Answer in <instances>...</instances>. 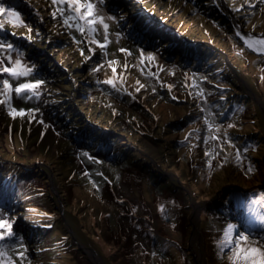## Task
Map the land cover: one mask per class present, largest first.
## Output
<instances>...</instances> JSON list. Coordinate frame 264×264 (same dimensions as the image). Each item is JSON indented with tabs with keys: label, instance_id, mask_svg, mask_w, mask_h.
<instances>
[{
	"label": "rangeland",
	"instance_id": "obj_1",
	"mask_svg": "<svg viewBox=\"0 0 264 264\" xmlns=\"http://www.w3.org/2000/svg\"><path fill=\"white\" fill-rule=\"evenodd\" d=\"M17 2L47 25L56 22L59 34L70 32L74 55L35 44L29 27L0 23V41L5 50L13 47L3 66L14 67L19 53L31 72L19 79L0 72L12 90L10 97L0 91V216L13 233L1 240L0 264H99L100 257L122 264L140 249L146 256L157 250L153 263L159 264H239L219 244L227 225L248 237L238 251L258 247L264 240L262 207L255 210L264 205V44L257 38L264 37V0H213L232 30L218 24L224 33L193 12L203 0ZM86 3L108 26L103 51L88 42L84 18L83 34L76 30L73 17ZM70 5L79 7L71 16ZM91 26L95 40L104 41L101 25ZM5 27L14 36L4 37ZM50 30L54 45L69 41ZM78 61L72 88L62 74ZM24 82H41L38 97L17 98L15 88ZM230 103L239 108L226 109L230 116L223 119ZM196 132L203 137L192 141ZM49 218L62 230L49 232ZM57 234L68 239L58 243Z\"/></svg>",
	"mask_w": 264,
	"mask_h": 264
},
{
	"label": "snow or ice",
	"instance_id": "obj_2",
	"mask_svg": "<svg viewBox=\"0 0 264 264\" xmlns=\"http://www.w3.org/2000/svg\"><path fill=\"white\" fill-rule=\"evenodd\" d=\"M102 3V0H100ZM53 3H56V0H53ZM94 6L91 3H86L84 5V11L80 13V16H74L73 19L75 20V27L77 31H80L82 34L84 32V27L80 24V19H85V25L87 26V35H88V42L89 43H96L97 46L103 51L106 48L107 45V24L103 23V19L95 16V13L93 11ZM73 11H79L78 8H73L71 5L68 8L69 15L71 16ZM0 13H5L8 16H16L17 14L11 11H7L5 8L0 6ZM63 15V13H62ZM55 16V13H54ZM89 17H91L89 19ZM65 24H68V20L65 19ZM22 24V22H20ZM99 23L101 27L104 29L105 35H104V43L101 44L99 41L95 40V33L97 29L91 25ZM0 30H2V25H0ZM253 39L252 37H248L245 43H248V40ZM259 43L264 44V37L257 38ZM13 50L12 45H5L3 41H0V72H10L12 77L19 79L20 77H26L31 74L29 69L23 68V65L21 64V57L20 54L17 53V59L12 62L14 67L8 68L4 67L5 60H10L11 52ZM255 50V49H254ZM91 51V49H90ZM121 51H126L121 49ZM261 51H264L262 49ZM130 54V53H129ZM23 70H17L22 69ZM115 71V70H113ZM0 83L4 84V88L0 89L6 96L10 97L11 88L7 84V81H0ZM41 82L37 83H29L24 82L20 83L18 87L15 88V93L17 95V98L19 99H32L34 97H38L39 92V86ZM106 83H112V81H106ZM10 107V104H9ZM11 111L15 112V109H11ZM207 154V153H206ZM11 224H5L3 222L2 216H0V240H5L13 235V233L10 231ZM234 235V239L231 238ZM248 237L244 236L243 234L236 231L235 226L233 225H227L226 228L223 230V239L219 241L221 249H228L230 251L234 252V255L236 256V259L239 261V264H264V240H261L259 242L258 247H252V248H245L243 250H239V245L241 240H247ZM3 253H0V256H2Z\"/></svg>",
	"mask_w": 264,
	"mask_h": 264
},
{
	"label": "trees",
	"instance_id": "obj_3",
	"mask_svg": "<svg viewBox=\"0 0 264 264\" xmlns=\"http://www.w3.org/2000/svg\"><path fill=\"white\" fill-rule=\"evenodd\" d=\"M160 1H164V0H160ZM185 3V2H184ZM206 3V4H205ZM213 3V0H203V6L202 7H198L197 9H194V13H196V15L197 14H202V15H204L205 16V18H204V20H203V22L206 24H208L209 26L211 25L210 23H212V21L213 22H215V23H217V25L218 24H221V25H223L224 27H226V30L228 31V32H232V30H230V27H229V21H226V18H225V14H223V12H222V10L220 9V8H216V6L215 5H213L212 4ZM0 6H2L3 8H5L7 11H11V12H14V13H16L17 15L16 16H8V15H6L5 13H0V23H2V22H8L9 24H12V23H14V24H12V25H15V27H17L18 25H22L23 27H29V32L31 33V37H32V39H33V41H36L35 42V44L37 43V44H40L42 47H44L45 49L47 48V49H50V47H55L56 49H58V50H60V49H63L64 51H65V53H67V54H70L71 55V53H72V51H71V49H70V39H71V33L70 32H68V31H65V30H63V31H61L60 33L61 34H59L58 32H57V30H56V28L54 29V27H53V24L56 26V22H50L51 21V19H49L47 22L49 23L48 25H47V23L45 24L44 22H43V20H42V18H41V16L39 15V14H37L36 12H34L32 9H30V8H28L27 7V9H25L24 8V6H23V4L22 5H20V3L19 2H17V0H0ZM38 7H41V5L39 4L38 5ZM51 10H52V8H50ZM49 9V10H50ZM17 10H19V11H21V12H26V13H17ZM40 11L42 12V17L44 16V18H48V13H49V11H48V13H46V11H44V8L42 7L41 9H40ZM192 12V13H193ZM192 13H190L191 14V16H192ZM193 13V14H194ZM209 15V16H208ZM241 16V15H240ZM243 16H245V15H243ZM245 19H246V17H244ZM35 19V20H34ZM25 20H28V21H25ZM12 22V23H11ZM20 22H22V24L20 23ZM248 23H250V21L248 22ZM44 26L46 27V28H44ZM219 26V28L221 29H219V30H217V32L219 31L220 33L222 32V33H224L225 32V30L223 31V26H222V28L220 27V25H218ZM247 26H249V25H247ZM4 27V26H3ZM6 27H8V26H6ZM5 27V30L3 31V35H4V37L5 36H8L9 34H11L12 36H14L12 33H15L14 31H8V29ZM251 28V27H250ZM7 29V30H6ZM50 29H52L53 30V32L54 33H52V34H58V35H63V36H67V38H69V41H67V42H65V41H62V43H64L63 45H61V46H56V45H54V43H58L57 41H55V40H57V39H55V38H53L54 36H47V32H49L50 33ZM11 30V29H10ZM63 32V33H62ZM24 37V36H23ZM223 38V37H222ZM225 38H223V40H224ZM234 41V40H233ZM235 42V44H240V43H238L237 41H234ZM68 43V44H67ZM65 44H67V46H65ZM53 45V46H52ZM214 48V47H213ZM216 49V48H215ZM79 50H81V49H79ZM43 51V50H42ZM52 51V50H51ZM50 50H47V52L48 53H50V54H52L53 55V51L51 52ZM251 51V50H250ZM86 54V53H85ZM72 55H74L73 53H72ZM84 58H87V57H84ZM51 61H53V59L51 58ZM54 62V61H53ZM76 63H78V64H73V66L71 67V65H70V67L73 69V68H75L76 69V67H77V65H80L81 63L78 61V62H76ZM60 68V67H59ZM61 72H62V70H61ZM79 71H78V69H76V70H73L71 73H65V74H62V80H66L65 81V85H67V86H72V88H76V86L78 85V83L76 82V81H74L73 80V76L75 75L76 76V74L75 73H78ZM85 74V73H84ZM85 76V75H84ZM83 75H80L79 76V79H78V81L79 82H81L82 80H81V78H83L84 77ZM78 77V76H77ZM64 84V83H63ZM63 84H61V85H63ZM64 85V86H65ZM56 86V88L58 87L57 85H55ZM85 87V86H84ZM83 87V88H84ZM240 98H242V97H240ZM245 103V100H243V102L241 103V104H244ZM235 106H236V109H238L239 108V105H238V103L237 104H235L234 103V105H232L231 103L229 104V105H227L225 108H224V114H223V119L225 118V117H227V116H230V114H231V112H234L236 109H235ZM228 110V111H230V114H228V115H226V111L225 110ZM235 109V110H234ZM106 113V112H105ZM106 115H107V113H106ZM173 124H175V123H173ZM172 124V125H173ZM131 131V130H130ZM197 133V135L196 136H193L192 137V141L194 140V141H198L199 139L201 140L202 139V137H203V135H201V134H199V132H196ZM136 134V133H135ZM137 135H139V133L137 134ZM186 137H184V136H179L178 137V139L179 140H181V142L183 143L184 142V139H185ZM187 139H185V141H186ZM173 141H176V140H173ZM49 159L51 160V157L49 156ZM47 162V161H46ZM260 194H261V196H264V191H260ZM4 195V194H3ZM2 195V196H3ZM4 196H6V195H4ZM1 198H3V197H1ZM262 207V208H261ZM260 208L262 209L261 211H262V213H261V215L263 214V216H264V205L262 204V203H260L259 204V206H258V208H255V210H260ZM51 211V210H50ZM53 220H55V218H53L52 220H51V223H52V221ZM263 222H264V217H263ZM55 227H57V226H55ZM56 229V228H55ZM62 230V228H58L57 229V232L58 231H60V230ZM241 234H244V235H246L245 233H241ZM56 238H58L57 239V242L59 243V241L61 240V237H60V235H58L57 234V237ZM62 249V248H61Z\"/></svg>",
	"mask_w": 264,
	"mask_h": 264
},
{
	"label": "flooded vegetation",
	"instance_id": "obj_4",
	"mask_svg": "<svg viewBox=\"0 0 264 264\" xmlns=\"http://www.w3.org/2000/svg\"><path fill=\"white\" fill-rule=\"evenodd\" d=\"M169 240L172 241L171 238ZM151 245H155V243H153ZM123 247H125V245H123ZM155 247H158V246H155ZM135 251L132 254H127L126 257H125V261L122 264H149V262L153 263V259H154V256H156L155 254H156L157 250L154 251L155 252L154 254H147V256L144 255V254L142 255L140 253L141 249H140V251H137L136 253H135ZM112 262L113 263L115 262V260L112 259V257L105 258L104 260H103V257H100V262H98V263L99 264H112ZM153 264H159V263L155 262Z\"/></svg>",
	"mask_w": 264,
	"mask_h": 264
},
{
	"label": "bare ground",
	"instance_id": "obj_5",
	"mask_svg": "<svg viewBox=\"0 0 264 264\" xmlns=\"http://www.w3.org/2000/svg\"><path fill=\"white\" fill-rule=\"evenodd\" d=\"M159 30V29H158ZM176 32V31H175ZM177 33V32H176ZM179 33V32H178ZM160 34V33H159ZM160 36V35H159ZM124 186L129 185L128 181H125V183L123 184ZM124 186H122V188H124Z\"/></svg>",
	"mask_w": 264,
	"mask_h": 264
},
{
	"label": "water",
	"instance_id": "obj_6",
	"mask_svg": "<svg viewBox=\"0 0 264 264\" xmlns=\"http://www.w3.org/2000/svg\"><path fill=\"white\" fill-rule=\"evenodd\" d=\"M227 187H230V186H227Z\"/></svg>",
	"mask_w": 264,
	"mask_h": 264
}]
</instances>
